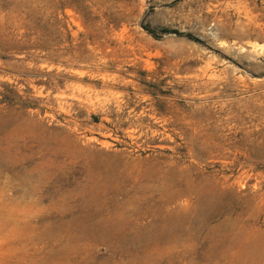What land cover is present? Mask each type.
<instances>
[{"label":"rangeland","instance_id":"1","mask_svg":"<svg viewBox=\"0 0 264 264\" xmlns=\"http://www.w3.org/2000/svg\"><path fill=\"white\" fill-rule=\"evenodd\" d=\"M0 264H264V0H0Z\"/></svg>","mask_w":264,"mask_h":264},{"label":"bare ground","instance_id":"2","mask_svg":"<svg viewBox=\"0 0 264 264\" xmlns=\"http://www.w3.org/2000/svg\"><path fill=\"white\" fill-rule=\"evenodd\" d=\"M166 179V178H165ZM166 188V187H165ZM168 191V190H167ZM165 192V191H164ZM172 195V194H171ZM184 195V194H183ZM182 195V196H183ZM176 196H177V194H176ZM177 199V198H176ZM178 200V199H177ZM168 202H166L165 204H163L161 207H160V213H162V212H165L166 211V208H165V205L167 204ZM187 203V202H186ZM204 203V202H203ZM204 206V205H203ZM170 207V206H169ZM151 209V208H150ZM199 209H200V207H199ZM168 210V209H167ZM175 210V209H174ZM203 210V209H202ZM130 212V211H129ZM153 214V213H152ZM180 216V215H179ZM182 220V219H181ZM173 222H174V219L173 218H171L170 220H169V222L167 223V224H162L160 227H159V231H158V233H160V234H162L163 232H165L166 230H170L172 227H173ZM178 222V221H177ZM100 223V222H99ZM179 223V222H178ZM205 223H207L206 221H205ZM149 225V224H148ZM187 226V225H186ZM215 227V226H214ZM216 229V228H215ZM210 231V230H209ZM151 237V236H150ZM150 239V238H149Z\"/></svg>","mask_w":264,"mask_h":264}]
</instances>
